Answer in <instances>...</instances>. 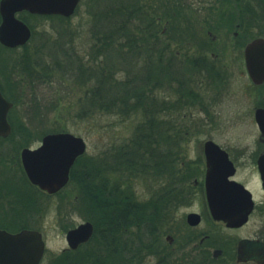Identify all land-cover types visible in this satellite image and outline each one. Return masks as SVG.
Segmentation results:
<instances>
[{"label": "rangeland", "instance_id": "1", "mask_svg": "<svg viewBox=\"0 0 264 264\" xmlns=\"http://www.w3.org/2000/svg\"><path fill=\"white\" fill-rule=\"evenodd\" d=\"M200 1L201 0H196L195 2L193 0L190 4L212 6L211 3L213 0H204L205 2L201 4ZM85 2L86 0H80L74 15L70 17L67 23L69 26L66 29L68 34L54 44L52 43L55 37L59 36V34L54 31L57 20L39 18L40 16L28 18L29 24L34 29V31L32 30L34 35L32 34L33 36L31 37L26 51L33 53L35 50H39V52L42 51L43 54L48 50L46 47L39 48L40 44H45L50 47L57 44L59 48L57 49L58 51L53 61L56 63L61 62L59 70L63 72L54 71L48 82L45 81V83L33 84L30 87L25 81L26 76L19 73L23 82L22 86L17 89L19 94L17 95L14 93L18 103L12 108L10 113L16 127L24 126L28 131L36 133L37 135L58 129L81 137L86 144L85 156L88 160L104 159L103 162L109 163L111 166L116 165L115 173L106 174L108 180L113 182L116 176L121 175V173L123 175L124 172L123 167L117 160V149H121L124 143H126V146L129 144L128 139L131 137L134 127L142 122L144 118L143 112L140 110H137L135 115L132 114L129 116L123 123L118 119L119 117L114 114L102 112L91 113L89 111L87 115L83 113V108L89 106L84 104L85 98H83V92L86 90V87L82 85L83 77L80 78L77 75L76 64L78 65V63L76 61L78 59L85 61L86 64L84 66L86 68V66H90L92 60L98 59V57H93L91 55L90 44L93 40L91 38L90 18L87 14ZM190 4L187 3L186 5ZM154 5L155 4L151 5L154 11L149 16L156 18L159 28L158 33L163 35L162 32H164V35L168 39L169 31L172 38L179 37V40H181V38H186V31L193 28H187L178 35L174 27L179 28L182 26H179V24L175 25V22L172 20H168L169 22L166 23V19L163 17V20H161V11L156 10L157 7H154ZM252 10L256 12L255 19L252 13H246L244 17L245 21L240 22L238 17H241L239 14L240 5L235 3L227 5L218 4V13L222 14L221 11H223V18L225 19L221 21L219 19L220 15L219 17L216 15L217 17L214 18L215 15L212 16V14L215 12L211 11L207 13L211 17H208L209 19L205 18L212 23L213 21L219 22L224 25L225 28L228 27L227 22L233 19L235 23L241 24V28L237 29L239 33L238 37L246 38L247 34L244 33V24L246 21L250 20L252 23L256 21L260 25H263L264 28L263 9L257 4H254ZM181 14L188 15V18H192L189 17V15L192 14L195 20L201 22L199 16H194L197 15L196 12L185 10L181 12ZM198 24L197 26L200 27ZM138 31V29L135 31V37L137 36V38L139 37L138 34H140ZM251 32L255 34L256 29H251ZM225 33L228 38L221 35V43L230 42L231 32L228 33L226 31ZM261 34L264 33L261 32ZM148 41L152 42L150 38ZM181 41L170 44V51L167 52L166 55H164V53L159 56V53H154L153 51L152 57L151 55H149V57L140 56L141 54L135 52L136 49L143 48L137 41L134 53L132 55L128 54L129 59H124V57L127 56L125 54H122L119 58L118 64L123 66L125 63H128V68L131 67L130 70L132 73L129 72L127 75L124 71H118L117 79L124 81L126 77L131 76L135 78L136 81L146 82L150 77H148L146 72L141 70V68L145 66L146 60H149L151 63L150 66L155 68L157 81L163 82L161 87L158 86L157 89L154 90V94L152 86L145 87L146 93L144 94L149 98L146 100V106H144V108H146V110H156L155 112L153 111L149 117L154 121L155 129L163 131L164 136L165 133L168 134L165 137L161 136L166 139V147L165 145L161 147L163 151L165 150L164 153H166V158H164L163 161L168 172L165 173L163 179L161 178L160 180L149 181L146 177L138 180L133 179L131 187L139 200H146L152 192H156L165 185L164 182L170 180V167L179 169L187 164V166L195 172L196 170L194 168H197L196 161H198L199 156H201V144L207 138L214 139L226 149L234 148L235 146L243 149L253 147V140L258 135L255 124L252 120L250 121L248 119L250 104L244 99L243 93L241 91L239 92V88L244 85L243 77H235L230 87H228L229 90L232 89L235 92L238 99L233 100L230 106L229 103H219L217 105V110L220 113L221 111L222 113L226 111L229 118L220 119L219 121L213 122V124L205 122L203 125H200L202 122L197 109L196 92L194 91L197 87L196 74L193 71H189L190 65L188 60H186L189 59L187 58L189 55L187 53L185 54L184 50L180 47L183 46L179 45L183 42ZM236 43L237 42L231 43L232 48L236 46ZM225 46V50L231 47L229 43ZM16 50L18 54H22L23 52L21 47ZM62 50H69L72 55L74 61L72 66H74L73 69L75 70L72 71V75L68 74L69 72L65 68L66 64H63L64 58L61 53ZM213 51L216 52L217 50ZM213 51L208 52L212 53ZM176 52H179V54L177 55ZM231 52L235 53V51H230L229 49L225 53V57L227 58L226 61L229 63L232 57L228 54ZM7 55H10V62L15 58L13 53L7 52V54H3V56ZM206 58L209 59L210 56L207 55ZM183 60H186L187 64ZM94 66L93 73L97 74V70H100L99 65L95 64ZM186 70H188V72ZM16 73L17 71H12L11 73L9 71L11 78H13L12 75ZM0 79L4 84L7 82L1 74ZM109 81L111 82V80ZM150 88L153 95L150 92ZM140 91L142 92V90ZM121 96L123 95L121 94ZM168 107L171 108L168 109ZM169 128L170 131H167ZM22 137L23 136L15 135L9 138H0V227L6 226V229H2L12 233L19 231L17 229H20V226H25V229L40 231L45 243L44 255L40 264H48L54 256L66 249L65 232L87 220L75 209L78 199L77 196L74 195V187L72 184L69 183L63 190L55 195H47L39 190L37 191L36 188L27 182L21 168L19 153L24 147H37L42 136H30L26 140L28 141L26 143L27 145L19 147L18 141L21 140ZM180 150H183V152L181 153ZM175 152L178 153V156L175 155ZM144 160H151V158L145 155ZM248 170L249 169L244 170L242 173L248 176L251 173ZM250 187L255 195L256 210L251 215L249 222L241 230L237 231V233L242 237H264V205L260 204L264 199L256 185L251 184ZM183 196L186 197V194H183ZM72 203H75V207H73ZM58 209H60V212H58ZM188 209L198 210L200 209V205L197 204L196 201L192 204L185 202L170 209V213L168 214H173L171 219L173 227L176 228L180 223V219H177L178 217L176 216L174 217V214L177 213V215H181L189 211ZM169 215L155 235V238L159 239V243L161 244L164 242L166 232L168 231L167 226L170 221H168L170 218ZM155 245L158 247L160 246L158 242L155 243ZM149 247L152 251V244H149ZM150 257L151 255L148 251L144 256L145 261H141L140 264H149L148 259Z\"/></svg>", "mask_w": 264, "mask_h": 264}, {"label": "trees", "instance_id": "2", "mask_svg": "<svg viewBox=\"0 0 264 264\" xmlns=\"http://www.w3.org/2000/svg\"><path fill=\"white\" fill-rule=\"evenodd\" d=\"M187 3L190 4V0H86L93 40L90 44L91 55L98 59L92 60L90 66L86 68L85 61L80 59L76 61L77 75L80 78L83 77L82 85L86 87L83 92L84 104L89 106L83 108V113L87 115L89 111L114 114L123 123L129 116L135 115L136 111L140 110L143 112L144 120L134 127L128 139L129 144L126 146L124 143L122 150L117 149V160L124 172L123 175L121 173L116 176L113 182L108 180L106 174L115 173L116 165L111 166L103 162L104 159L88 160L85 155L76 160L70 171L69 183L73 185L74 195L78 199L75 209L93 224V235L86 244L79 246L76 250L61 251L48 264H140L141 261H145V254L148 251L151 253L150 238L156 235L168 217L170 209L182 203L180 199L184 198L183 194L186 196L190 194L185 186L197 176V170L194 168L196 171H192L187 164L179 169L170 167V180L164 182L165 185L156 192H152L146 200H139L132 190L133 179L146 177L149 181L160 180L168 172L163 161L166 153L161 147L164 145L166 147L164 137L167 134L165 133L164 136L163 131L155 129V123L149 117L156 110L144 108L149 98L144 94L145 87L152 86L154 94V90L158 86L161 87L163 82L157 81L155 68L150 66L149 60H146L145 66L141 68L150 77L146 82L136 81L131 76L126 77L124 81L117 79L118 71H124L127 75L129 72L132 73L128 63L120 66L118 62L122 54L127 55L124 59H129L128 54L134 53L137 41L143 46L135 51L141 54L140 56L151 55L152 57L153 51L159 53V56L165 53L156 18L149 16L154 11L151 5L155 4L156 10L161 11V20L163 18L169 20L172 19V15L182 12L174 8L175 6ZM230 3L240 5L241 17L238 16L240 22L245 21V14L250 12L249 8L253 9L254 4L264 8V0H218L219 5ZM252 9L251 13L255 19L256 12L254 13ZM221 12L222 14L217 13L220 15L219 19L223 21L225 18H223V11ZM18 17L34 31L28 18L38 16L20 13ZM39 18L57 20L55 27L58 29L55 28L54 31L59 36L55 37L52 44L68 34L66 29L70 18L65 19L59 16H40ZM231 21L234 20L231 19ZM137 29L140 32L138 38L135 37ZM32 34L34 35V32ZM149 38L152 42L148 41ZM27 47L28 44L21 47L23 52L18 54L16 49H5L0 46V74L7 81L4 84L0 79V89L13 107L18 103L14 93L19 94L17 89L23 82L19 73L26 76L25 81L30 87L33 84L48 82L54 71L63 72L59 70L61 62L53 61L59 48L57 44L52 47L40 44L39 48L46 47L48 50L43 54L39 50L29 53L26 51ZM3 52L13 53L15 58L10 62V55L3 56ZM61 53L64 58L63 64H66L65 68L69 72L67 73L71 74L74 70L72 55L69 50H62ZM95 64L100 68L97 74L93 73ZM9 71L10 73L17 71V73L11 78ZM150 92L152 94L151 88ZM8 121L11 125L9 137L23 136L18 141L19 147L26 146L28 142L26 140L30 136H43L46 133L64 131L57 129L37 135L24 126L16 127L11 113L8 115ZM145 155H148L151 160L145 161ZM175 155L178 156V153L175 152ZM72 204L75 207V203ZM23 228L26 227L20 226V229Z\"/></svg>", "mask_w": 264, "mask_h": 264}, {"label": "flooded vegetation", "instance_id": "3", "mask_svg": "<svg viewBox=\"0 0 264 264\" xmlns=\"http://www.w3.org/2000/svg\"><path fill=\"white\" fill-rule=\"evenodd\" d=\"M192 1L193 0H190V2ZM194 1L196 2V0ZM204 2V0H201L200 4ZM211 4L212 6L190 4L174 7L182 12L185 10L196 12L197 15L194 16H199L201 22L195 20L192 14L189 15V17L192 18H188L186 14L182 15L181 12L177 15H172V19L169 20L174 21L175 25L179 24V26H182L179 28L174 27L178 35L187 28L193 29L186 31L187 37L181 38L183 42L179 40V37L172 38L170 31L169 39L164 35V32H162L163 35L160 33L159 35L165 46L163 47V49L165 48L164 55L170 51V44H175L179 41L182 42L179 44L183 45L180 46L182 50H184L185 54L187 53L189 55V57H187L189 59H186L190 65L189 71H193L196 74L195 78L197 80V87L194 91L196 92V104L202 122L200 125H203L205 122L213 124V122L219 121L220 119L229 118L226 111L223 113L221 111L220 113L217 110V105L219 103H229L230 106L233 100L238 99L235 92L232 89L229 90L228 87H230L235 77H243L244 85L239 88V92L241 91L243 93L244 99L250 104L248 119L250 121L252 120L255 124L258 135L253 140V147L251 148L247 147L240 149V147L235 146L234 148L226 149L212 138H207L202 142L200 149L201 156H199V160L196 161L197 168L195 167L197 176L192 178L185 186L186 189H189L190 194L181 199L182 203L186 202L188 204H192L196 201L197 204L200 205V209H188L189 211L181 215L175 213L174 217L176 216L178 217L177 219H180V223L176 228L173 227V222L171 220L173 214L169 215L170 218L168 221H170L168 222V231L166 232L164 242L162 244L159 243V239L155 238L156 236L150 238L152 251L150 253L151 257L148 259L149 264H259L253 260L238 261L237 248L241 240L248 239L264 242V237H242L238 235L237 231L241 230L249 222L251 215L256 210V199L250 187L251 184L258 187L264 199V190L262 187L263 176L258 167L259 161H263L264 163V130H260L255 119V112L258 109L264 110V81L255 83L252 80L245 59L246 46L255 39L264 40V34H261V32L264 33V28L263 25H260L258 22L255 21V23H252L248 20L244 24V33L247 34V37H238L239 33L237 29L241 28L240 23L229 21L227 22L228 27L225 28L224 25L219 22L213 21L212 23L206 20V18L211 17L207 14L209 11L215 12L212 14V16L215 15L214 18L217 16L219 17V15L216 14L218 12V0H213ZM248 11L251 13L250 8ZM168 22L169 21L166 20V23ZM196 23H199L198 25H200V27H198ZM253 28L256 29V35L251 32ZM226 31L228 33L231 32L230 42H228L231 47L228 49L230 51H235V53L231 52L228 54L232 57L230 63L226 61L227 58L225 57V53L228 51V49L225 50V45H228V43H221L220 39L221 35L228 38L225 33ZM234 42L237 43L236 46L232 48L231 43ZM213 50L217 51L214 52ZM208 51L213 52L211 53ZM176 53L177 55L179 54V52ZM207 55L210 56L209 59L206 58ZM186 60L183 61L187 64ZM186 71L188 72V70ZM170 108L171 107H168V109ZM262 126L264 128V115L262 117ZM167 131H170V128ZM208 141L213 142L226 153L227 159L233 167V174L228 177V180L240 183L249 190L252 195L254 201L253 211L249 215L247 223L240 227H226L221 221L214 220L209 212L205 191V144ZM181 152H183V150ZM247 169L251 172L248 176L242 173ZM260 204L264 205V201L260 202ZM189 214H197L199 216V222L195 225L188 223L187 216ZM157 242L160 245L159 247L155 245Z\"/></svg>", "mask_w": 264, "mask_h": 264}, {"label": "water", "instance_id": "4", "mask_svg": "<svg viewBox=\"0 0 264 264\" xmlns=\"http://www.w3.org/2000/svg\"><path fill=\"white\" fill-rule=\"evenodd\" d=\"M80 0H0V45L13 49L24 46L31 38V29L17 15L27 12L40 16L71 17ZM245 59L250 76L255 83L264 81V40L255 39L245 48ZM12 108L0 91V137L11 133L7 116ZM263 109L255 112L261 131ZM86 145L81 137L68 132L48 133L35 149L24 148L20 152L22 168L29 182L47 194H55L69 180V171L74 161L85 152ZM206 176L205 191L207 205L212 218L226 227H240L248 220L253 210L251 193L241 184L228 180L233 167L227 155L216 144H205ZM262 159V158H261ZM264 159V158H263ZM263 176L264 163L259 161ZM191 225L199 222L197 214H189ZM93 235L92 223L85 221L65 233L68 249L75 250L88 242ZM45 250L42 235L37 230L22 229L10 233L0 229V264H40ZM238 261L253 260L264 264V242L241 240L237 248Z\"/></svg>", "mask_w": 264, "mask_h": 264}]
</instances>
